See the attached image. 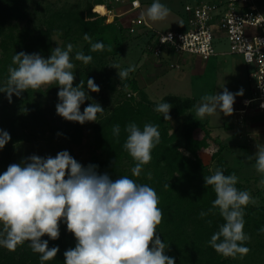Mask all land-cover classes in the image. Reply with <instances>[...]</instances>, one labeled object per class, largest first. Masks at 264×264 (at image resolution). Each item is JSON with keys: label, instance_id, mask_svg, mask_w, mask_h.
Wrapping results in <instances>:
<instances>
[{"label": "clouds", "instance_id": "9594fccd", "mask_svg": "<svg viewBox=\"0 0 264 264\" xmlns=\"http://www.w3.org/2000/svg\"><path fill=\"white\" fill-rule=\"evenodd\" d=\"M169 13V7L161 0H152L146 9L147 17L153 21L162 20ZM84 39L92 40L87 32ZM160 40H171V34L161 35ZM89 47L91 51L103 50L105 44L97 40ZM73 48L71 42L64 48L58 45L47 58L38 52H15L8 66L7 82L0 85V92L11 101L13 94L20 96L29 88L54 83L61 86L55 105L57 114L80 123L98 120L97 114L105 111L99 103H90L83 111L80 105L90 99L88 90L98 92L99 85L89 77L86 82L81 79L73 86V58L88 64L92 55L77 50L73 57ZM111 66L117 69L120 81L135 71L134 65ZM243 91L240 88L234 93L224 87L220 93L205 94L196 107V115L203 118L220 112L232 114L235 97L243 95ZM171 107L165 100L156 104L154 110L169 119ZM124 131L127 135L123 148L136 161L131 169L133 176H139L152 158V149L160 142L159 126L145 123L141 127L130 121ZM120 132L119 123L113 124V135L119 138ZM10 139L9 132L0 129V149ZM254 158V167L264 173V147L258 146ZM97 168L98 165L92 163L82 165L68 150L58 151L55 156L32 154L20 163L9 164L0 173V224H3L0 246L15 250L27 240L32 251L40 253V264H45L56 256L59 245L49 247L48 239L41 237L47 234L51 239L58 238L59 223L63 222L76 238L75 246L63 253L64 264H175L174 257L165 254L168 244L157 233L163 211L158 206L156 190L128 175L113 179L107 172L98 173ZM237 181L235 172L225 174L219 167L204 176L205 185L213 187L216 198L211 201L213 207L201 210L199 215L205 217L218 208L224 223L207 243L224 256L240 254L242 258L250 251L243 243L250 239L244 231V206L254 203L255 198L248 190L238 189ZM261 182L264 183V177ZM259 231L264 232V226Z\"/></svg>", "mask_w": 264, "mask_h": 264}, {"label": "trees", "instance_id": "16d2710c", "mask_svg": "<svg viewBox=\"0 0 264 264\" xmlns=\"http://www.w3.org/2000/svg\"><path fill=\"white\" fill-rule=\"evenodd\" d=\"M95 2L96 4L88 2L83 10H73L70 7L57 9L38 3L34 11H29L26 0H0V51L2 52L0 85L7 81L8 66L12 63L15 52H38L47 58L54 48L52 35L59 32H63L70 41L83 40L85 46L82 51L85 54L90 53L93 59L85 64L73 58L75 64L73 86L81 79L86 82L91 77L99 85V91L88 90L89 97L97 94L98 100L101 101L105 98L102 94L119 91L118 95L122 99L112 108V113L107 119H99L91 123L94 138L89 145L88 163H84L75 153L71 152L70 155L84 166L89 163L98 165L96 169L98 173L107 172L113 179L119 175H128L138 183H147L156 190L159 196L158 206L163 211L157 233L161 240L168 244L165 254L174 257L175 264H264V232L259 231L264 226V205L254 202L244 206V231L250 239L243 243L247 244L250 251L242 258L240 254L236 257L224 256L207 243L211 235L218 231L219 225L224 223V219L218 208L205 217L199 215L201 210L207 211L208 208L213 207L211 201L216 198L213 187L205 185L204 176L211 175L217 167L225 174L235 172L238 176V168L233 167L225 158L224 152L227 146L218 140H216L218 149L211 156V160L217 163L215 169L212 170L204 161L201 154L210 147L212 131L201 119L186 118L188 111L196 108L195 99L173 95L163 98V101L167 100L172 104L169 112L175 119L181 121L180 135L179 131L171 132L170 119H164L162 113L154 110L158 102L152 101L144 94L141 101H137L132 94L127 97V91L135 93L142 90L137 80L125 78L124 81H120L122 88L118 90L106 58L111 55L113 43L121 44L118 38H125V33L131 35L130 28L119 26L118 19L109 23L108 16L101 14L105 12L102 7L103 2L101 0ZM22 21L28 23L36 21L37 27L19 31L18 24ZM85 32L91 36V41L84 39ZM97 40H102L105 48L91 51L90 43ZM77 50L78 47L74 46L73 57ZM33 90L31 88L29 91ZM29 93L24 90L20 96L24 97ZM20 103L16 99L7 100L6 94L0 92V129L7 130L11 137L0 149V173L5 171L9 164L18 163V145L26 140V135L21 132L24 122L23 119L20 120V113L17 110L19 107L23 110ZM90 103L92 100L86 99L83 105ZM31 105L30 117L36 120L39 114L37 111H42L43 108L41 104L36 105L34 102H31ZM54 110L56 111L55 107L50 108L49 113ZM130 121H135L141 127L145 123H155L160 131V142L152 149L150 163L143 166L139 176H133L132 171L122 168L121 165L124 160L136 163L123 148L127 135L124 126ZM116 123L121 127L119 138L112 133V125ZM223 127L226 130L230 129L228 123ZM83 131L84 127L80 124L65 119L62 125L56 127L54 133L63 135L72 150V146L83 143ZM149 172L150 176L147 175ZM257 180L260 178L256 177ZM168 184L169 187L166 186ZM236 186L238 189L249 191L245 183L239 179ZM59 229L60 235L56 239L49 238L47 234L41 237L48 239L49 247L59 245L56 256L45 261V264H64V251L76 244V238L67 229L66 223L60 222ZM39 255L40 253L32 251L27 240L18 244L15 250L0 246V264H40Z\"/></svg>", "mask_w": 264, "mask_h": 264}, {"label": "rangeland", "instance_id": "374dc122", "mask_svg": "<svg viewBox=\"0 0 264 264\" xmlns=\"http://www.w3.org/2000/svg\"><path fill=\"white\" fill-rule=\"evenodd\" d=\"M95 1L26 0V7L29 11H34L37 4L40 3L43 6L49 5L57 9L70 7L73 10H83L86 8L88 2L96 4ZM213 1L222 3L223 0ZM140 2V9H134L132 12L127 13V15L120 14L117 15V17L108 16V22L112 23L118 19L117 23L119 26L127 29L132 25V20L143 16L150 26L160 32L177 30L181 29L187 18L188 11L186 9H193L198 3V0H161L162 3L169 7L170 13L166 18L155 21L151 20L146 15V9L151 4L152 0H140ZM185 6H188V8H185ZM113 9L114 12L117 13H122L123 11L119 5H115ZM103 14H105V12H103ZM36 27V21L32 23L22 21L18 24L19 31L23 29L28 30L30 28L36 29ZM124 35L125 38H118V41L121 43L120 45H117V43L112 44L111 55L106 58V61L109 62L108 66L112 69V79L117 82L118 90L122 88V83L117 75V69L111 65L119 64L122 68L128 65L135 66V71L130 72L128 77L137 80L142 90L135 93L127 91V97L132 94L137 101H141L143 99L142 94H144L152 101L160 103L165 96L173 95L181 98L196 99L197 107L201 97L205 94L211 95L214 92L220 93L223 91L224 87L234 93L240 88H243V95L235 97L233 104L234 111L232 114L225 115L223 112H220V114L205 115L201 118L196 115V108H194L188 111L186 118H199L205 122L212 131L210 147L201 154L206 164L212 170L216 167V161L211 160L212 154L218 149L216 140L226 145L227 149L224 152V156L233 167L238 168V179L249 188V192L255 198V203L264 205V183L261 182L264 173L258 172L254 167V156L258 151V146L264 147V115L261 113L257 114L253 110L247 113L239 112V110L244 108L242 104L243 100L253 96V91L256 89V80L253 76V65L247 64L243 57L239 55L229 54V43L223 40L220 45L215 43L219 55L212 57L208 61H201L197 58L186 56L180 60L178 59V67H172V59L166 57V59L162 61L147 52L146 43L149 38L144 36L142 29L137 30L135 33H131V35L126 33ZM51 39L54 48L58 45L64 48L69 42L75 47L77 46L80 51H82L85 46L83 40L76 39L74 42L70 41L63 32L55 33L52 35ZM220 53L224 54L221 55ZM1 54L2 52L0 51V56ZM6 82L7 81H4L3 85L6 84ZM58 86L59 85L54 83L43 84L32 92L29 91L31 88L27 89L26 91L30 93L24 97L16 96L15 94L12 95V101L16 99L22 103L23 110L21 107L17 110L18 113H20V120L23 119L24 122L21 132L26 135V140L18 145V163L32 154L44 157L48 155L54 156L61 150H68L69 153H75L84 163H88L90 159L89 145L94 138L91 126L93 121H85L84 123L75 121V123L84 127L83 143L79 146H72V150L71 146L64 140L63 135H56L54 133L56 127L62 125L65 120V118L57 114L55 110L49 113L50 108L55 107L58 102ZM118 92L119 91L102 94L105 98L101 101L98 100L97 94H92V96H90L92 103L97 101L105 109L103 114H97L98 120H105L112 113V108L122 99V97H119ZM90 99L88 100L90 101ZM7 100L9 99L7 98ZM31 102H34L36 105L41 104L43 108L42 111H37L39 114L36 120H32L30 117L31 111H29V109L32 106ZM86 105L84 104L83 106L85 107ZM83 106L80 105L81 111L84 109ZM168 116L172 123L171 132L176 130L179 131L181 135V121L175 119L170 112ZM226 123L230 126L229 130L223 127ZM60 127L63 128L62 126ZM250 156L253 158L248 159ZM148 163H150V161ZM121 165L122 168L131 171L135 163H132L131 160H124L121 162ZM256 177L260 178V180L256 181ZM2 228L3 224H0V229Z\"/></svg>", "mask_w": 264, "mask_h": 264}, {"label": "built area", "instance_id": "2783aa9c", "mask_svg": "<svg viewBox=\"0 0 264 264\" xmlns=\"http://www.w3.org/2000/svg\"><path fill=\"white\" fill-rule=\"evenodd\" d=\"M107 16L127 15L134 9H140V0H101ZM115 5L121 6L122 13L114 12ZM188 8V7H187ZM188 15L181 29L160 32L150 26L145 18L132 20L131 33L142 29L149 40L146 50L153 57L164 61L172 59V67H178V59L186 56L208 61L219 55L215 43H229V54L239 55L253 65L256 89L250 98L243 100L244 108L240 113L255 111L264 115V0H223L222 3L204 0L193 9H187ZM101 13V12H100ZM171 34V40L161 41L160 36ZM223 55L224 53H220Z\"/></svg>", "mask_w": 264, "mask_h": 264}, {"label": "crops", "instance_id": "0c3cea01", "mask_svg": "<svg viewBox=\"0 0 264 264\" xmlns=\"http://www.w3.org/2000/svg\"><path fill=\"white\" fill-rule=\"evenodd\" d=\"M201 1H204V0H198V3H200ZM188 6H185V8H187ZM187 10V9H186ZM196 100V99H195Z\"/></svg>", "mask_w": 264, "mask_h": 264}]
</instances>
